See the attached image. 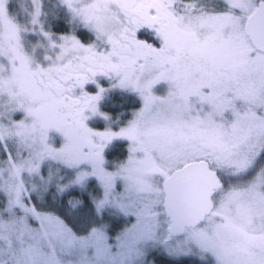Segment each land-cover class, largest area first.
<instances>
[{
  "label": "snow or ice",
  "instance_id": "6c2138e0",
  "mask_svg": "<svg viewBox=\"0 0 264 264\" xmlns=\"http://www.w3.org/2000/svg\"><path fill=\"white\" fill-rule=\"evenodd\" d=\"M0 264H264V0H0Z\"/></svg>",
  "mask_w": 264,
  "mask_h": 264
}]
</instances>
